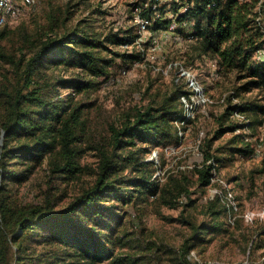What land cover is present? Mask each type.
Masks as SVG:
<instances>
[{
  "label": "rangeland",
  "instance_id": "obj_1",
  "mask_svg": "<svg viewBox=\"0 0 264 264\" xmlns=\"http://www.w3.org/2000/svg\"><path fill=\"white\" fill-rule=\"evenodd\" d=\"M257 1L250 2L253 8L248 20L253 18L254 4ZM137 2L138 0H39L34 6L26 7L19 18L8 17L5 24L0 25V32H4L1 44L15 60L24 55L28 60L33 55L34 48L31 44L24 47L22 37L27 34L29 38H37L52 23V19L57 17L61 22L68 19L66 26L69 30L81 24V28L88 27L91 31L130 30L131 35H136L135 32L138 31L133 16L140 11L134 9ZM169 4L170 8L166 3L161 5L166 17L174 15L180 7L174 0H170ZM181 18L183 17L180 15L179 22ZM194 26L184 25L181 34L185 36L193 32L194 35ZM155 28L156 24L153 22L148 33L142 36L141 43L147 54L145 60L125 61L121 57L114 58L108 68V75L97 78L96 86L89 93L75 96V105L86 103L87 107L64 129L72 140L70 150L74 167L64 169L67 167L64 166L65 159L60 146L51 151L47 148L37 165L22 156H16L15 152L3 158L0 155V174H4L3 177L0 176V202L7 198L20 207L49 206L54 210L68 207L96 183L104 152L117 151L122 155L125 151L115 149L114 138L115 131L124 126L127 115L133 114L138 108L159 104L175 90V73L173 70L168 71L167 66L170 62L179 60L200 74L203 84L216 103L192 122L185 139L177 141L175 138L171 143L160 146L138 141L137 145L130 148L159 150L160 163L150 166L147 171L148 177L158 182L156 190L134 192L132 195L128 193V203H115L113 211L116 216L109 219L120 217L119 228L126 237H123L124 243L121 245L112 246L113 257L96 264H264V235L260 234L264 229V220L255 215L252 221L246 222L243 217L248 211L257 214L264 212V123L256 127L252 138L259 150L258 154L246 158L239 155L235 161L220 165L219 169L215 167L218 174L234 186L239 203L237 214L221 198L214 200L218 196L210 197L209 186L205 190L200 179V170L208 164L206 156L222 158L228 148L240 145L234 143L236 133L226 132L219 138L215 137L218 129L223 128L220 119L229 105L227 100L221 102V99L235 90L239 95L235 98L240 102L256 100L264 104V99L257 89H240L248 80L240 77L239 73L226 74L218 71V76H215L211 64L215 59L195 56L191 48L192 41L171 42L159 33L156 46L153 41ZM110 46L114 51H122L113 44ZM111 56L113 55L110 54L109 58H113ZM53 60L48 59L46 63L51 64ZM152 63L159 69L154 70L150 66ZM51 68L55 69L53 76L63 79L76 77L80 72L79 68H66L64 64L58 67L53 65ZM18 79L19 73L13 64L0 60V153L4 138L2 126L9 113L6 92L17 88ZM71 94L73 95L72 89H58L61 97ZM201 131L205 133L203 145L206 155L204 153L203 159L193 154V146ZM241 133L252 135L254 130L249 126L246 130H241ZM26 144L28 142L23 137L12 141L9 148L18 149ZM171 146L173 150L166 151ZM141 175L139 173L138 177ZM213 186L222 188L218 183ZM211 204L222 211L223 230L203 236L204 241L199 243L196 238L193 239L195 235L192 227L212 220L209 209ZM52 228L51 224L46 225L42 235L34 239L50 234ZM39 241L37 245L33 244L35 248L32 247L31 251L41 253L44 264H88V261L80 263L77 256H70L72 250L69 246L49 244L47 239ZM121 256L128 260L118 262Z\"/></svg>",
  "mask_w": 264,
  "mask_h": 264
},
{
  "label": "trees",
  "instance_id": "obj_2",
  "mask_svg": "<svg viewBox=\"0 0 264 264\" xmlns=\"http://www.w3.org/2000/svg\"><path fill=\"white\" fill-rule=\"evenodd\" d=\"M146 1L138 0L134 9L140 10L142 15L150 18L154 11L153 4L149 3L145 7ZM186 1L194 5L187 13L181 15V21L187 19L194 22L195 39L191 48L195 56L217 59L220 73H239L240 77L248 80L240 89H257L264 99V61L255 58L256 50L264 42L258 40V26H250L253 24V18L248 20L249 14L252 13V4L240 0ZM256 5L254 4V10ZM255 13L256 11L254 17ZM67 21L68 19H64L61 22L59 17L52 19V23L48 24L37 38H29V35L25 34L22 37L23 46L31 44L34 48L33 55L28 60L25 55L19 60L8 55L1 44L4 32H0V60L13 64L19 73L17 88L6 92L9 98V113L2 126V158L15 152L16 156H22L37 165L47 148L51 151L60 146L65 159L64 166L67 167L64 169L73 168L75 164L70 150L72 140L64 129L87 107L86 103L75 105V96L89 93L96 86L97 78L108 75V68L114 58L121 57L125 61L143 59L141 53L136 50L117 52L110 46L113 44L119 47L133 43L139 37L138 33L131 35L130 30L114 29L106 32L91 31L86 26L81 28V24L69 30ZM154 22L156 31L166 24V20ZM63 25L66 27L61 28ZM110 54L113 58H109ZM48 59L54 60L47 64ZM62 64L66 68H79L80 72L76 77L67 79L53 76L55 69L51 66L58 67ZM60 87L72 89L73 95L59 96ZM184 91L183 86L176 83L175 90L159 104L153 103L128 114L124 126L115 131L114 138L115 149L125 151L122 155L117 151L104 152L96 183L68 207L60 210L49 206L20 207L7 198L2 200L0 264H44L41 253L31 251L33 244L37 245L39 240L43 239H47L49 244L69 246L72 250L70 256H77L80 263L88 261V264H96L113 257L112 246L121 245L124 243L123 237H126L119 228L120 217L109 219L116 216L113 211L116 208L115 203H128V193L132 195L134 192L142 193L148 190L154 192L158 183L148 177L147 173L150 166L154 167V163L146 160V157L155 148H130L137 145L138 141L160 146L177 139L173 121L182 116L183 110L179 100ZM234 92V96L238 97V91ZM227 101L229 105L220 119L223 128L218 129L215 137L219 138L226 132L235 133L237 129L244 131L249 126L254 130V134L236 133L234 143H240V148L235 144L224 151L222 158L206 156L208 164L200 170L201 185L205 190L212 183L214 167L219 169L220 165L235 161L239 155L244 158L251 157L256 149L252 142L255 129L264 123V104L260 101L234 104L232 96H229ZM236 110L244 113L249 122L233 119L232 114ZM23 137L28 144L18 149L9 148L12 141ZM202 150L206 155L204 145ZM139 173H142L140 177ZM0 176L3 177L4 174ZM218 199L219 197L214 200ZM113 200L114 203H111ZM209 209L212 220L192 227L195 235L193 239L196 238L199 243L204 241L203 236L217 234L223 230L222 211L212 204ZM48 224L53 226L50 234L35 240L34 237L41 236ZM260 234L264 235V229ZM125 258L121 256L118 262L127 261Z\"/></svg>",
  "mask_w": 264,
  "mask_h": 264
},
{
  "label": "built area",
  "instance_id": "obj_3",
  "mask_svg": "<svg viewBox=\"0 0 264 264\" xmlns=\"http://www.w3.org/2000/svg\"><path fill=\"white\" fill-rule=\"evenodd\" d=\"M174 1H176L180 5L179 11L173 13L174 15H167L166 17V14L160 9V7L162 4L166 3L168 5V8H170V0H147L145 2V7H147L149 3L153 4L154 11L152 16L149 18L142 15L140 11L136 12L137 14H134L133 16V22L137 28L139 37L135 42L122 44L118 48L126 50L128 52H132L134 51L133 49L136 46L135 50L140 52L143 59L145 60L147 54L145 47L141 43L142 36L143 34L148 33L150 26H152V23L156 20H166L165 26L160 30L155 31V35H153V41L156 46L158 45L157 37L159 33H161L164 39H170L171 42H188V40L193 41L195 39L193 32H189V34H185V36H183L181 33L184 25L193 27L194 22H189L188 20H182L181 22H179L178 18L180 15L187 13L189 11V8L192 7L194 3H189L186 0ZM240 1L250 3L253 0ZM38 2L39 0H0V25L3 26L8 17L12 19L19 18L21 15H23L26 7L34 6ZM255 11L256 13L255 17L253 15L252 23L253 26L255 25L259 28L260 37L258 40L264 42V0L257 1ZM255 58L258 61H264V43L256 50ZM211 64L213 66L214 75L218 76V60H212ZM150 66L154 70L159 69L155 63L150 64ZM167 70L174 71L175 82L182 85L185 90L184 93L181 94L179 100L183 110L182 116L176 118L173 121L174 127L176 129L177 141H181L186 138L192 122H194L200 116V114L206 113L208 109L216 103V100L208 93L205 85L202 82V79L200 78V74L196 70L187 66L184 62L179 60L170 62L167 66ZM234 94L235 92L231 91L221 99V102H225L229 96H232V99L234 101ZM237 99L238 98H235L234 104L240 103L239 99L238 101ZM232 118L240 122H249V119L246 117V115L238 110L233 112ZM240 132L241 129H237L235 133ZM204 137L205 133L204 131H201L198 134V137L193 146V154L199 159H203L204 157V152L202 150ZM172 148L173 146L167 147L166 151L173 150ZM255 153H259V150L257 148L255 149V152L253 151L251 156H254ZM146 160L152 161L155 166H157L160 163L159 150H153L151 154H149V156L146 158ZM212 173V183L208 187L210 197L218 196L219 198H221L223 203L227 204V206H229L231 210L235 214H237L239 211V203L236 192L234 190V186L231 182H227L221 175H219L215 167L213 168ZM214 183H218L220 186H222V188L220 189L219 187L213 186ZM253 213L254 211L246 212L243 215L244 219L247 215H251ZM253 219L254 216L250 221H252Z\"/></svg>",
  "mask_w": 264,
  "mask_h": 264
},
{
  "label": "clouds",
  "instance_id": "obj_4",
  "mask_svg": "<svg viewBox=\"0 0 264 264\" xmlns=\"http://www.w3.org/2000/svg\"><path fill=\"white\" fill-rule=\"evenodd\" d=\"M255 215H259L260 219L264 220V212H262V213H258V214L257 213H253L251 215H247L245 217V221L246 222L250 221L253 218V216H255Z\"/></svg>",
  "mask_w": 264,
  "mask_h": 264
},
{
  "label": "crops",
  "instance_id": "obj_5",
  "mask_svg": "<svg viewBox=\"0 0 264 264\" xmlns=\"http://www.w3.org/2000/svg\"><path fill=\"white\" fill-rule=\"evenodd\" d=\"M189 27V26H188ZM194 29V28H193Z\"/></svg>",
  "mask_w": 264,
  "mask_h": 264
}]
</instances>
